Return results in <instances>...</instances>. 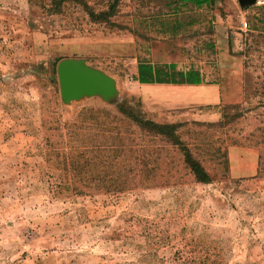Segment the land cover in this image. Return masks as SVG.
I'll list each match as a JSON object with an SVG mask.
<instances>
[{"label":"rangeland","instance_id":"rangeland-1","mask_svg":"<svg viewBox=\"0 0 264 264\" xmlns=\"http://www.w3.org/2000/svg\"><path fill=\"white\" fill-rule=\"evenodd\" d=\"M111 2L0 0V264H264V0H122L92 22ZM217 29L235 32L228 54ZM65 59L114 77L119 100L64 105ZM140 62L198 70L225 95L164 109L163 88L135 81ZM138 117L176 125V145Z\"/></svg>","mask_w":264,"mask_h":264},{"label":"trees","instance_id":"trees-1","mask_svg":"<svg viewBox=\"0 0 264 264\" xmlns=\"http://www.w3.org/2000/svg\"><path fill=\"white\" fill-rule=\"evenodd\" d=\"M122 0H112L109 10H102L99 13L90 11L89 15L92 22L97 23H109L110 18L114 15L115 9L118 8ZM56 5L61 6L64 0H53ZM182 4H193L200 8L203 5L212 6L214 0H181ZM183 25L176 18L175 25L171 26V34L177 36L179 30L182 29ZM252 29V27H251ZM135 81L142 85H152V84H174V85H200L205 82L202 73L195 69H190L189 71H182L177 68L176 65L169 64H153L150 62H140L138 65L137 76H135ZM122 112V109L120 110ZM124 112V111H123ZM136 125L142 131L148 133V135L153 137L162 138L164 140L170 141L171 145H176V134L175 129L178 127L176 125H163L158 124L153 121L144 118H134L133 120ZM262 161V159H261ZM185 164L193 173L195 180L199 183H209L210 177L205 168L193 158L191 152L187 150L185 153Z\"/></svg>","mask_w":264,"mask_h":264},{"label":"water","instance_id":"water-1","mask_svg":"<svg viewBox=\"0 0 264 264\" xmlns=\"http://www.w3.org/2000/svg\"><path fill=\"white\" fill-rule=\"evenodd\" d=\"M242 8L253 7L261 0H238ZM61 98L66 106L99 98L107 104L120 98L117 80L84 59H65L57 67Z\"/></svg>","mask_w":264,"mask_h":264},{"label":"crops","instance_id":"crops-1","mask_svg":"<svg viewBox=\"0 0 264 264\" xmlns=\"http://www.w3.org/2000/svg\"><path fill=\"white\" fill-rule=\"evenodd\" d=\"M195 6V5H194ZM204 6H208V5H203ZM200 7V8H202ZM209 7V6H208ZM198 8V7H197ZM244 22H242V24H244L245 28H248L247 30V35H249L250 33H255V32H259V29L257 28H253L252 26L248 25L250 24V22L248 20H246V18L243 19ZM249 23V24H248ZM194 24V22L192 23V25ZM220 26V24H219ZM252 27V29H251ZM218 30V35H227V39L229 40V43H225L227 44V54L231 52L230 46H231V42H230V33L231 34H235V32H227L226 31H221V29H217ZM240 31H245L243 28L240 29ZM249 33V34H248ZM261 34H264L263 32H260ZM237 34V33H236ZM226 40V39H225ZM224 42V40H223ZM94 49V48H93ZM92 48L85 54L84 59L89 60V58L91 57V55H100L99 52H97V50H93ZM223 53H225L226 48H222ZM234 51V49H232ZM238 59V58H236ZM89 62V61H88ZM155 64V63H153ZM171 65V64H169ZM93 66H97V65H93ZM205 80V78H204ZM146 86H156V87H161L163 88L167 94L164 96V109L167 110H175L176 108H183V109H193L195 107H202V106H215L221 103L222 98L224 97V88L223 86H221L220 84H209L207 83V81L205 80V82L203 84L200 85H174V84H152V85H146ZM199 89V92H203V96L202 97H197L195 95V93H192L191 91ZM184 117L183 119H187L188 117L191 118V112L186 111L185 113H183ZM200 119H211L208 115L205 116V114H203V117L201 116Z\"/></svg>","mask_w":264,"mask_h":264}]
</instances>
